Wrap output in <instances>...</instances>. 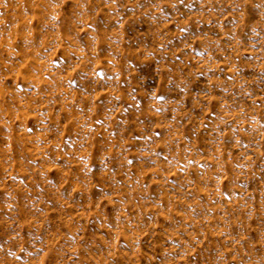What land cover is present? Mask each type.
<instances>
[{"label": "rangeland", "instance_id": "rangeland-1", "mask_svg": "<svg viewBox=\"0 0 264 264\" xmlns=\"http://www.w3.org/2000/svg\"><path fill=\"white\" fill-rule=\"evenodd\" d=\"M0 264H264V0H0Z\"/></svg>", "mask_w": 264, "mask_h": 264}]
</instances>
